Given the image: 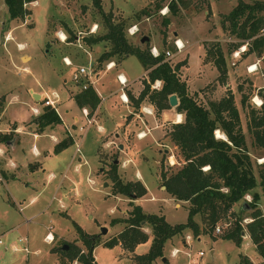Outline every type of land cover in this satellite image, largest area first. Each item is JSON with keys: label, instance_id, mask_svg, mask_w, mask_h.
Wrapping results in <instances>:
<instances>
[{"label": "rangeland", "instance_id": "rangeland-1", "mask_svg": "<svg viewBox=\"0 0 264 264\" xmlns=\"http://www.w3.org/2000/svg\"><path fill=\"white\" fill-rule=\"evenodd\" d=\"M150 1L153 0H101V4L105 12L111 11L114 20L129 17L128 24L137 25L138 32L135 35L130 36L127 30L129 41L141 46L148 42L150 48L156 44L159 53L168 50L171 56L165 58L171 65L185 61L177 72L178 77H192L187 84L188 93H195L200 104L207 106L208 101L217 100L226 92H231L252 171L258 180L257 169L258 165H264V151L252 144L246 124L247 109L257 107L259 97L256 92L264 88V64L261 56L242 54L243 48H237L236 53L230 52L237 40L226 32L224 16L239 0H172L176 5L175 13L166 9L170 0H165L159 10L156 11L152 5L148 15L137 17L136 13L149 6ZM25 7L28 15L23 19H10L5 3L0 0V95L6 94L7 98L0 130L5 131L8 121L15 120L21 124L25 114H32L27 104V101L32 100L29 89L47 95L57 93L59 101L56 105L65 125L63 128L62 124L56 125L53 131L44 129L37 136L31 130L17 131L19 142L10 158L22 166L38 161L43 163V167L33 170L20 167L18 179L0 183V225L20 218V206L26 218L31 220L14 230L28 235L29 252H25L23 244L18 241L14 245L9 244L7 249L0 244V264H27L25 258H29L28 264H73L56 250L64 241H74L85 248L72 219L85 231L96 235L93 255L97 264H135L133 253L120 244H104L105 240L122 228V222L113 223L111 220L126 216L132 206L131 200L139 203L145 211L163 213L170 223L183 222L186 218L185 204L175 205L177 200L170 197L161 185V172L169 175L182 163L168 135L172 122L159 121L161 126L154 128L157 127L155 118L159 117L161 111L158 112L147 99L140 103L139 108H135L134 102L128 99L130 113L127 112L126 104L121 103L119 91H116L121 86L116 78L118 72H122L129 80H136L133 86L138 88L128 90L134 97H138V92L144 86L143 79H139L144 74V67L136 56L130 55L118 63L117 68L105 70L106 64L96 68L103 81L102 85L96 86L99 96L104 99L99 120L104 128L111 129L100 133L94 126L86 127L81 109L74 101L68 106L64 99L68 97V91L72 95L80 91V87L71 80L76 67L80 64L89 66L90 63L96 67V58L104 48L103 43L91 47L85 44L84 39L105 31L102 16L91 0H38V5L27 3ZM161 10L165 11L164 14ZM30 14L32 19L27 18ZM64 23L74 35V39L66 43L60 39L61 33L66 36ZM95 25V32H91ZM143 36L149 39L141 43ZM175 39L183 42L179 53L175 51ZM216 46L225 61L226 79L223 83L216 80L218 73L210 56L205 55L206 51H213ZM69 55L73 58L72 65L66 67L62 59ZM68 87L71 88L67 90ZM241 95L247 98L246 106L240 103ZM168 109L173 114L174 110L171 109L174 108L170 106ZM124 113L126 116L123 120ZM75 114L79 117L82 115V121L75 120L76 124L68 125L74 121ZM149 115L153 123L147 120ZM125 123L131 124L128 130L124 128ZM82 125L86 127L84 133L79 130ZM140 128H148L152 135L156 134L154 139L158 144H155L151 135L142 140L137 139ZM51 132L60 138L71 137L73 143L58 154L44 157L45 152L52 150L54 139L49 136ZM219 132L216 130L214 136L218 137ZM76 142H80V153L76 152ZM5 146L6 142L0 143V147ZM34 149L39 150L40 155H36ZM73 155L75 157L72 158ZM77 157L81 160L77 161ZM4 158L8 161V155ZM112 164L116 166V172L123 182L140 179L146 187V193L137 198L113 194ZM50 172L55 173V178L51 180L48 179ZM64 173L66 177L61 180ZM253 191L259 193V188L256 186ZM52 195L55 197L52 198ZM33 196L36 198L31 200ZM47 201L51 203L47 209L37 213ZM240 204L236 202L233 205L234 216H241L242 232L238 244L230 238H212L208 233L199 234L197 239L198 235L193 236L185 230L178 236L173 235L171 240L167 239L163 256L156 257L151 264H240L239 253L246 254L256 264H264L248 236L244 222L249 220V216L247 211H238ZM257 206L264 211L261 199L257 201ZM55 208L64 210L66 214L54 211ZM216 224L223 231L231 222L220 220ZM102 226L106 227L105 232L101 231ZM143 229L148 232V238L136 245V253L146 251L152 238L151 229L148 226ZM47 231L53 233L51 241L44 238ZM222 231L213 228L211 232L220 235ZM187 235L188 242L185 241V245H188L184 246L180 238L186 239ZM197 250L202 251L201 255H196ZM163 257L167 259L166 263Z\"/></svg>", "mask_w": 264, "mask_h": 264}, {"label": "trees", "instance_id": "trees-1", "mask_svg": "<svg viewBox=\"0 0 264 264\" xmlns=\"http://www.w3.org/2000/svg\"><path fill=\"white\" fill-rule=\"evenodd\" d=\"M34 1L3 0L10 19H23L29 14L25 4ZM91 1L102 16L105 27L103 33L91 34L84 39L88 46L103 43L104 48L96 58V68L110 61L119 63L130 55L136 56L144 69L149 71L148 81H143L144 86L138 97L128 92V98L134 102V107L139 108L140 103L147 99L159 112L170 108L168 97L174 94L177 104L173 108L182 115L180 122L170 123L168 133L170 142L177 148L182 163L169 175L161 172L163 179L161 185L170 197L186 202L185 220L170 223L164 214L145 211L139 203L131 200L132 206L127 211V215L114 217L111 220L113 223L122 222V228L105 240L104 244H120L133 253L135 264H151L153 259L163 256L164 243L171 236L188 230L193 236L208 233L215 237L216 235L211 231L220 220L231 222V225L227 226V224L217 236L230 238L238 244L242 232L241 216H234L233 205L241 202L238 211H247V216L250 218L244 222L248 236L257 253L264 258V211L257 206L259 199L264 203V165H258V180H256L231 92H226L217 100L208 101L207 106L200 104L194 96L195 93L189 94L185 82L178 77L177 72L185 61H177L171 65L163 51L158 56H153L148 42L141 46L129 41L127 28L130 26L128 24L130 18L114 20L111 11L103 10L101 0ZM163 1L165 0H153L149 6L136 13V16L148 15L152 5L156 11L159 10L163 6ZM166 6L170 13L176 12L174 1L170 0ZM224 20L226 32L237 40L232 44L230 52L243 45L242 54L254 53L256 56H261L264 64V1L239 0L227 12ZM63 26L66 30V41H72L74 35L65 23ZM205 55L210 56V61L218 73L216 80L223 83L226 79V68L219 47L216 46L213 51H206ZM156 80L161 81L160 88L151 89L150 84ZM256 96L259 97L260 104L247 109L246 128L252 137V144L264 151V88H259ZM246 99L241 95V105L246 106ZM74 100L79 107H87L93 111L100 102V96L92 86H89L75 94ZM37 121L41 129L58 124L61 119L52 107L43 106ZM216 130L224 135V139L214 136ZM11 138V134H2L0 142H6ZM70 144H72L71 137L62 139L54 146V151L59 152ZM111 170L113 194H123L131 198L134 194V198H137L146 193V187L140 180L123 182L114 164ZM256 186L259 188V193L253 191ZM245 193L250 194V200L243 199ZM72 223L85 248L74 241H64L61 247L55 249L68 261L77 259L78 264H97L93 255L96 235L85 231L73 219ZM144 226L151 229L152 238L146 251L136 253L134 252L136 245L148 238ZM64 244L68 247L65 248ZM239 257L240 264H251L243 255Z\"/></svg>", "mask_w": 264, "mask_h": 264}, {"label": "crops", "instance_id": "crops-1", "mask_svg": "<svg viewBox=\"0 0 264 264\" xmlns=\"http://www.w3.org/2000/svg\"><path fill=\"white\" fill-rule=\"evenodd\" d=\"M150 2H152V1H150ZM34 5H38V0H35L34 2H32ZM27 18H30V19H32V15L30 14ZM96 30V29H95ZM95 30H92L91 32H95ZM9 34V33H8ZM10 36V35H9ZM8 38V36H6V39ZM181 41H184V40H181ZM100 44V43H99ZM97 44H95V46H96ZM182 45H183V42H182ZM92 46H94V45H92ZM91 46V47H92ZM156 47L157 48V46H156V44H152L151 45V47ZM101 53V52H100ZM64 57H68L71 61L73 60V58H72V55H69V56H64ZM108 63H113L112 64V66L109 68V69H112V68H117V66H118V63H115L114 61H110V62H108ZM120 63V62H119ZM64 64V63H63ZM107 64V63H106ZM65 65V64H64ZM66 67H69V66H67V65H65ZM105 70H108V69H106V67H105ZM104 70V71H105ZM186 70V69H185ZM148 71L149 70H145L144 69V74L139 78V79H143V81H148V77H147V73H148ZM117 74H122L123 75V73L122 72H118ZM116 74V75H117ZM125 78H126V76H125ZM194 78V77H193ZM127 79V78H126ZM190 79H192V77L191 76H189L188 75V77H186V78H184V79H180V80H182V81H184L185 82V84H186V89H187V84H189L190 83ZM133 81L135 82L136 80H129V79H127V86L124 88V93L126 94V96H127V98H128V90H130L131 88H134V89H136V88H138L137 86H136V88L133 86ZM139 81V80H138ZM101 83V85L103 84V81H102V79L101 78H99L98 77V79L96 80V83H95V85H94V89H95V91L97 92V94L99 95V93H98V88L96 87L97 85H98V87L100 86L99 84ZM118 84H119V82H118ZM151 85V87H152V89H159L160 88V86H161V81L160 80H156L155 82H153V83H151L150 84ZM71 87H68L67 88V90L68 89H70ZM132 90V89H131ZM116 91H119V95L122 93V91H121V89L119 88H117L116 89ZM141 91V90H140ZM139 91V92H140ZM29 93H30V96H31V98H32V100L30 99L29 101H27V104L29 105V107H30V111H31V115H30V113H28V114H25L24 115V117H22L21 118V124H17V122L15 121V120H13V122H11V121H8V126H7V128H5L4 130L5 131H1L0 130V135H2V134H11L12 135V138L10 139V140H8V141H6V146L4 147V148H2V147H0V183H2V184H5V182H7L8 180H12V179H18V177H17V173L20 171V167H25V168H29L30 170H33V169H36L37 167H43V163H40V162H34V163H31V162H28V163H26V164H23V166L21 165V164H19L18 162H16V161H14L12 158H10L11 157V152H13L14 151V149L16 148V146H17V144H18V142H19V131H22V132H25V130H31L32 132H34V135L35 136H37V135H39V134H41V132H43L44 131V129H49V130H51V131H53V128H55V126L56 125H60V124H62V128L64 127L63 125H65L64 123H63V121L61 120L60 121V123H58V124H55V125H51V126H46V127H44V128H41L40 129V127H39V125H38V121H37V117H38V115L42 112V109H43V103H42V101L40 100V98L43 96V95H45L44 94V92H38V91H35V90H33V89H29V91H28ZM138 92V93H139ZM187 92H188V89H187ZM34 94H37L38 95V97L39 98H34L33 96H34ZM77 94V93H76ZM132 94V93H131ZM133 95V94H132ZM74 96L75 95H72V93L70 94V92L68 91V97L66 98V99H64V101L67 103V105L68 106H70V104H71V101H74L75 102V100H74ZM120 99V98H119ZM129 99V98H128ZM104 99L103 98H101L100 97V102H99V104L97 105V107L93 110V111H90V114H92V115H94V117H95V122L91 125V127H95L97 130L96 131H98V132H100V133H102V132H104V130H105V132H108L111 128H104V126L101 124V121L99 120L100 119V114H101V111H100V109H101V105H102V101H103ZM34 101H35V103H34ZM120 101H121V99H120ZM130 101V100H129ZM121 103H125L126 105V107H127V112H131L130 111V107H129V105L127 104V102H123V101H121ZM6 104H7V98H6V94H3V95H0V121L5 117L4 116V111H5V108H6ZM75 104H76V102H75ZM77 105V104H76ZM78 106V105H77ZM79 107V106H78ZM80 109H81V107H79ZM32 109H36L37 110V112H33V110ZM90 110V109H89ZM171 110H174V109H171ZM67 112H68V110H67ZM172 111H170L169 109H164V110H162L161 111V113H159L158 115H159V117H157V118H155V121H154V123H156V125H157V127H154V128H158V127H160L161 126V123L159 122V121H162V122H165V121H170V122H172V123H175V122H180L181 120H182V115L180 114V113H177V112H175V110H174V112H173V114L171 113ZM82 114V113H81ZM157 115V116H158ZM126 116V113H124V114H122V119L124 120L125 117ZM179 116V117H178ZM59 117H60V115H59ZM147 118V117H146ZM174 118V119H173ZM179 118V119H178ZM60 119H61V117H60ZM82 119H83V116L81 115L80 117L77 115V114H75L74 116H73V120L74 121H72V123H70V124H68V125H71V124H73V123H75L76 124V122H75V120L76 121H79V122H81L82 121ZM147 120L148 121H150V123H153V120H152V118H151V116L149 115L148 116V118H147ZM157 120V121H156ZM67 124V123H66ZM125 125L127 126H125L124 128H125V130H128V128H130L131 127V124L130 125H128V124H126L125 123ZM90 127V128H91ZM89 128V129H90ZM18 131V132H17ZM139 131H141V133L143 134L144 133V135L142 136V137H139L138 136V138L137 139H140V140H142V138H146V137H148V136H150L151 135V137H153V140H155L154 139V137L156 136V134H154V135H152V132H150V130L148 129V128H145V129H143V128H140L139 129ZM62 133H63V129H62ZM116 134V133H115ZM57 134H55V132H51V134L49 135V136H51L53 139H54V141H53V143H52V150H51V152H49V151H47V152H45L44 153V155H46V156H44V157H48V156H50L51 154H58V153H60V152H62L64 149H62V150H60L59 152H55L54 151V146L59 142V141H61L62 139H65V138H68V136L67 137H65V138H60L59 136H56ZM70 138V137H69ZM72 139V138H71ZM1 143V142H0ZM72 143H73V140H72ZM109 144V143H108ZM108 144H106V145H108ZM155 144L157 145L158 144V141L157 140H155ZM71 145V144H70ZM121 145V144H120ZM119 145V146H120ZM122 146V145H121ZM132 146H134V143H133V141H132ZM68 147V146H67ZM34 153L36 154V155H40V151L39 150H37V149H34ZM78 153H80V152H78ZM6 155H8V161L7 160H5V158L4 157H6ZM73 157H75V155H73L72 156V158ZM81 160V158L80 157H77V161H80ZM135 174L139 177L140 176V174H139V172H135ZM49 178L48 179H53V178H55V173H53V172H50L49 173ZM66 177V173H64L63 175H62V177H61V180H63L64 178ZM134 180H136V179H134ZM137 180H140V179H137ZM55 197V195H52V198H54ZM36 198V196H33L32 198H31V200L32 199H35ZM178 201V202H177ZM176 202H175V205H178L179 203H183V204H185V206H186V202L185 201H183V200H177ZM51 203H50V201H47V203L43 206V208L42 209H39L38 210V212L37 213H39V212H41V211H43L44 210V208H46L47 209V207L50 205ZM62 204V203H61ZM20 209V211H21V214H22V216L20 217V218H17L16 220H14L13 222H9L8 224H5V225H0V237H1V239H2V242L0 243V244H2L3 246H4V248L5 249H7V246L9 245V244H15L17 241L18 242H21L23 245H22V247L24 246V245H28V239H29V237H28V235H22V234H20V233H17V232H15L14 230L17 228V226H21V224H24V222L25 221H31V220H29L28 218H26V214L23 212V208L20 206L19 207ZM54 211H56V212H60V213H63V214H66V212L64 211V210H60V209H58V208H55L54 209ZM61 211H63V212H61ZM4 212H6V209L4 210ZM163 214V213H162ZM30 218V217H29ZM166 218V217H165ZM53 234V233H52ZM214 235V234H213ZM178 236V235H177ZM20 237H26V240L25 241H21V240H19V238ZM216 237H220V236H215V237H212V238H216ZM171 238H172V236L169 238L170 240H171ZM197 239H199V235H198V237H197ZM180 240H181V242L184 244V246H187V245H185L186 243H185V241L186 240H188V238H186V239H184V238H180ZM241 241V240H240ZM28 247V246H27ZM29 249V248H28ZM213 250L211 249L210 250V252H212ZM26 252V251H25ZM29 252V251H28ZM27 252V253H28ZM196 255H197V251H196ZM239 255H243L244 257H246L250 262H251V264H256V263H254V261H252L246 254H243V253H239ZM262 259H264V258H262ZM25 260H26V263L28 264V260H29V258H25ZM261 262H263L264 263V261H262L261 260ZM2 264H6L5 262H2Z\"/></svg>", "mask_w": 264, "mask_h": 264}, {"label": "built area", "instance_id": "built-area-1", "mask_svg": "<svg viewBox=\"0 0 264 264\" xmlns=\"http://www.w3.org/2000/svg\"><path fill=\"white\" fill-rule=\"evenodd\" d=\"M165 7H166V9L168 8L167 6H165ZM160 12L162 14H164L165 11L164 10H161ZM95 29H96V25H95V28L92 29V30H95ZM127 30H128V34L130 36H133V35H135L138 32V28H137V25L136 24L131 25ZM60 39L63 42L66 41V36L64 35V33H63V37H60ZM178 42H179V39H175L173 41V44L175 46L176 53H179L181 51V49L183 48L182 43L181 42L178 43ZM240 48H243L244 49V46L241 45ZM150 53L153 56H158L159 55L158 49L156 47H154V46L150 48ZM233 53H236V50H234ZM164 54H165V57L166 58H170V56H171V54H170V52L168 50L164 51ZM62 61L67 66H71L72 65V62H71V60L68 57H63ZM112 64L113 63H107L106 64V69L110 68L112 66ZM98 77H99V73L96 72V67H94L93 63H90L89 66H85V65L80 64V65H78L76 67V69L71 74V80H72V82H74L75 84H77L80 87V90L86 89L89 86H92L94 88V85H95L96 80L98 79ZM116 78H117V81L119 82V84L121 85L120 86V89L122 91V93L119 95V98L121 99V101L127 102L128 101V98H127L126 94L124 93V88L127 86V83H128L127 82V79L122 74H117L116 75ZM40 100L42 101V103H43L44 106L52 107L55 110V112L59 115L58 109H57V105H56L58 103V101H59V95L57 93L52 92L50 95L45 94V95H43L40 98ZM259 104H260V99L257 100L256 105L259 106ZM32 110H33V112H37L36 109H32ZM81 113L84 116L86 127L91 126L95 122L94 115L90 114L89 109L87 107L81 108ZM86 127L84 128V126L82 125V126L79 127V130L82 133H84V132H86ZM141 134L142 133H138V136L140 137ZM75 146H76V152L77 153L80 152V142H76L75 143ZM204 168H206V167H204ZM243 199L244 200H247V201L250 200V197H249L248 193H245L243 195ZM214 230L215 231H218V232L221 231L220 228H219V226L217 224L214 225ZM44 238H45L46 241H51L53 239L52 232L51 231H47L46 234H45V236H44ZM186 238H188V235L186 236ZM19 240L25 241L26 240V237H20ZM1 242H2V239L0 237V243ZM186 242H188V240H186ZM22 249L24 251H26V252L29 251V249H28V247L26 245H24L22 247ZM201 253H202L201 250H197V255H201ZM262 261H264V259H262ZM72 263L73 264H78L77 259H74L72 261Z\"/></svg>", "mask_w": 264, "mask_h": 264}, {"label": "water", "instance_id": "water-1", "mask_svg": "<svg viewBox=\"0 0 264 264\" xmlns=\"http://www.w3.org/2000/svg\"><path fill=\"white\" fill-rule=\"evenodd\" d=\"M148 37L147 36H143L142 38H141V43H143V42H145V41H148ZM34 98H39L38 97V95L37 94H34V96H33ZM168 103H169V105L171 106V107H174L176 104H177V99H176V97H175V95L174 94H170V96L168 97ZM224 136V135H223ZM223 139V138H222ZM120 147H121V145H120ZM164 188V187H163ZM132 196L133 197H135V195L134 194H132ZM101 231L102 232H105L106 231V227L105 226H102L101 227ZM65 248H67L68 246H67V244H64L63 245ZM166 258L165 257H163V260H165Z\"/></svg>", "mask_w": 264, "mask_h": 264}, {"label": "bare ground", "instance_id": "bare-ground-1", "mask_svg": "<svg viewBox=\"0 0 264 264\" xmlns=\"http://www.w3.org/2000/svg\"><path fill=\"white\" fill-rule=\"evenodd\" d=\"M60 36L63 37V34L61 33ZM179 42H180V40H179ZM179 42H178V43H179ZM178 117H179V116H178ZM178 119H179V118H178ZM140 136L142 137L143 134H141ZM218 137L224 139V136H223L220 132L218 133Z\"/></svg>", "mask_w": 264, "mask_h": 264}]
</instances>
